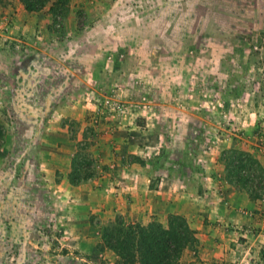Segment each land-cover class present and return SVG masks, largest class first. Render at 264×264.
I'll return each mask as SVG.
<instances>
[{"label":"rangeland","instance_id":"1","mask_svg":"<svg viewBox=\"0 0 264 264\" xmlns=\"http://www.w3.org/2000/svg\"><path fill=\"white\" fill-rule=\"evenodd\" d=\"M55 1L49 0L40 9L27 13L42 14L41 29L58 30L61 35L86 29L88 34L81 38L86 46L83 56H75L73 61L76 67L83 64L76 71L77 78H86L90 85L76 86L75 102L83 107L84 114L66 121L65 125L75 130L73 134L68 131L67 136L77 140L80 125L88 130L109 122L124 124L133 115L131 119L141 126L142 117L146 124L151 119L154 123L159 108L181 109L188 115L183 116L184 112L173 117L172 123L196 125L201 132L195 133L198 147L191 152L173 147L166 151L188 163L193 154L205 156L212 143L225 146L220 158L226 178L228 174L234 179L240 177L244 187L255 192L252 198L262 202L260 212L264 217V0H67L65 9L53 15ZM18 3L24 8L20 0H0V20L10 23L12 9ZM67 13L68 20L63 18ZM26 35H31L28 29ZM21 59L26 57L0 53V126L5 133L0 145V264H36L41 258L46 260L60 231L44 219L36 221L38 231L26 229V233L23 228L20 231V227H13L28 213V208H20L21 197L15 193L20 195V190L25 189L29 193L31 189L35 195L41 188H50L47 166L41 163V147L46 146L45 142L49 146L50 139L42 131L50 119L56 118L49 102L44 105L50 109L49 115H35L32 111L31 122L38 130L31 132L29 142L24 144L25 137L18 132L23 120L20 106L24 102L9 95L18 80L15 71L4 66L6 61L12 64ZM13 87L19 91L21 86ZM158 90L166 93V102L153 97ZM106 98L122 102L123 112L116 114L111 108H104ZM63 103L56 102L53 108L62 107ZM76 145V167L71 173L76 176L80 168L99 170L86 149L88 141L78 140ZM36 157L40 161L35 167ZM25 159L29 167L22 166ZM201 163L196 162L195 167ZM48 196L47 220L54 217L56 207ZM24 200L32 201L33 197ZM39 211L38 216L42 217L43 210ZM245 227L255 241L238 234L233 238L229 229L237 228L226 226L225 242L230 250H224L226 259L222 264H264L261 227ZM20 238L26 239L24 245ZM240 240L243 241L239 243ZM244 241L246 245L253 243V253L244 248ZM235 242L241 245L237 248ZM21 248L29 249V260L22 259ZM33 253L41 254L34 258Z\"/></svg>","mask_w":264,"mask_h":264},{"label":"crops","instance_id":"2","mask_svg":"<svg viewBox=\"0 0 264 264\" xmlns=\"http://www.w3.org/2000/svg\"><path fill=\"white\" fill-rule=\"evenodd\" d=\"M27 12L18 3L12 9L14 16L10 17V23L5 22L4 18L0 20V27L7 29L0 30V53L4 56L16 53L26 57L12 64L4 63L6 68L15 71L18 81L13 86H21L19 91L11 86L9 95L24 102L20 106L19 114L23 120L18 130L25 137L24 144L29 142L31 132L38 130L31 122L32 111H35V115H49L51 112L47 111L50 109L44 107L49 102L50 111L53 110V115H56L42 131L50 139L49 146L45 142L46 146L41 147V163L47 166L46 179L50 182V188H41L35 195L31 189L29 193L28 189L20 190V195L15 193L21 197L20 208H28V213L18 219L19 222L15 221L17 225L14 224V228L20 227V231L23 228V232L26 229L28 232L37 230L36 221L44 219L53 227L57 225L60 230L57 243L47 253L46 260L41 258V264H114L117 254L105 244L102 232L104 226L117 217L127 226H146L155 220L166 225L170 214L183 216L194 230L197 241L182 251V264H222L226 259L224 250H230L225 242L227 225L237 228L233 231L229 229L233 238H237L238 234L249 237L248 241L256 240H251L245 225L260 226V235H264V217L260 212L262 202L252 198L247 190L235 181H228L225 176L223 159L220 158L225 146L212 143L205 156L193 154L188 163L166 151L173 147L191 152L198 147L195 133H199L200 129L196 125L189 127L187 124L172 123L173 117L185 111L159 108L154 123H151V119L146 124L141 116L144 123L139 126L135 119H131L134 118L132 115L131 121L126 120L124 124L109 122L88 130L80 125L77 140L72 135L67 136L68 131L73 134L75 130L68 128L66 121L84 114L83 107L75 102L76 86L87 88L90 85L86 78H77L76 71L83 64L76 67L73 61L75 56L84 54L86 46L82 45L81 38L87 34L86 29L67 31L61 35V31L40 28L42 14ZM63 16L69 19V13ZM44 18L47 23L50 22L47 15ZM26 29L30 36L26 35ZM33 36L39 40H31ZM44 38H48L47 41ZM153 97L159 102H166V93L160 90L155 91ZM56 102L64 103L62 107L54 109ZM132 112L135 114V111ZM187 115L186 112L183 114ZM166 117L169 119L165 120ZM84 139L88 141L86 149L93 164L100 169L91 167V170H87L90 173H86L80 168L78 174L73 176L71 171L73 166L76 167L73 162L76 144ZM26 160L23 167H29L30 163ZM34 161L36 167L40 158L36 157ZM200 161L203 162L201 166L195 167V163ZM4 181L6 185L7 180ZM30 195L32 201L24 200ZM47 195L56 206L53 208L54 214L52 212L54 217L49 220L47 215L50 214L45 208ZM39 208L43 210L40 213L42 217L44 215L43 218L38 216ZM25 241L20 238L23 245ZM236 242L233 245L238 248L241 244L237 245ZM244 244V248L253 253V243L246 245L244 241ZM46 245H49L48 240ZM28 250L21 248L22 259L29 260L31 254ZM39 254L33 253L34 258L40 257Z\"/></svg>","mask_w":264,"mask_h":264},{"label":"trees","instance_id":"3","mask_svg":"<svg viewBox=\"0 0 264 264\" xmlns=\"http://www.w3.org/2000/svg\"><path fill=\"white\" fill-rule=\"evenodd\" d=\"M20 1L26 10L36 11L49 0ZM66 4L67 0H56L52 14H58L57 12L65 9ZM4 134V129L0 126V145ZM74 168L73 166L72 169ZM230 175L228 174V181L235 180L247 190L251 197H255V192L246 189L240 177L234 179ZM102 238L105 244L117 254L114 264H182L180 261L182 251L187 245L197 241L194 230L179 214H170L166 225L151 221L146 226L141 224L127 226L123 224L121 218L117 217L104 227Z\"/></svg>","mask_w":264,"mask_h":264},{"label":"built area","instance_id":"4","mask_svg":"<svg viewBox=\"0 0 264 264\" xmlns=\"http://www.w3.org/2000/svg\"><path fill=\"white\" fill-rule=\"evenodd\" d=\"M103 107L104 108H111V110L115 111L116 114H120L123 112V104L122 102L115 101L112 102L110 98H106L103 102Z\"/></svg>","mask_w":264,"mask_h":264}]
</instances>
